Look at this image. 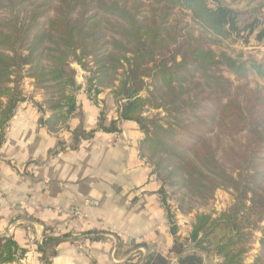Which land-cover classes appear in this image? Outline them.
<instances>
[{
  "label": "trees",
  "instance_id": "obj_1",
  "mask_svg": "<svg viewBox=\"0 0 264 264\" xmlns=\"http://www.w3.org/2000/svg\"><path fill=\"white\" fill-rule=\"evenodd\" d=\"M125 1L137 8L140 2H147L152 15L159 11L164 17L169 9L188 11L194 22L216 36L238 31L237 14L216 0ZM54 2L64 7L72 4L71 14L77 13V8L85 14L91 9L97 13L81 15L77 20L50 19L46 27L38 25L36 20L41 16L37 14L27 23L19 22L18 17L0 21V146L17 105L31 100L23 92L25 79L32 80L34 91L43 92V101L35 106L49 116L41 120V126L54 134L67 127L81 91L76 71L71 68L76 64L89 74L85 94L94 101L101 89H110L118 107L117 121L134 122L142 133L139 156L153 166L151 174L161 182L158 194L173 236L170 254L178 258L176 264H203V256L215 259V264H245L253 250L254 234L260 233L258 256L251 263L258 264L264 256V227H260L264 224V189L256 169L261 160L258 156L264 153V121L260 119L264 98L238 88L250 103L245 113L240 104L218 97L217 93H229L230 83L215 73L220 67L236 79L253 73L264 80V66L246 64L224 53L216 56L198 40L189 44L180 31L155 22L152 27L147 19L139 20L135 12L129 13L118 4L108 6L105 0H48L44 5ZM208 2L215 7L210 8ZM111 20L124 23L115 30L118 39L107 35L113 27L104 28ZM176 46L182 49L179 61L171 57ZM205 87L210 93L200 97ZM111 126L116 132L115 121ZM99 130L103 129L99 126ZM216 132L231 139L247 135L240 151L228 159L233 171L227 172L219 163L218 150L208 139ZM92 133L80 124L72 133L71 149ZM168 185L181 187L204 204L213 199L217 189L230 190L233 204L219 213L197 212L188 237L182 239L165 200ZM98 234L89 233V238L98 241ZM54 241L44 243L47 249L41 250L42 264H51ZM25 253L12 236H0V264H18ZM145 258L144 264H169L158 254Z\"/></svg>",
  "mask_w": 264,
  "mask_h": 264
},
{
  "label": "crops",
  "instance_id": "obj_2",
  "mask_svg": "<svg viewBox=\"0 0 264 264\" xmlns=\"http://www.w3.org/2000/svg\"><path fill=\"white\" fill-rule=\"evenodd\" d=\"M216 1L242 21L264 25V0ZM28 89L33 100L17 105L0 146V236H12L26 251L18 264H42L41 250L50 240L51 264H128L135 248L167 259L173 236L160 184L139 156L138 126L117 121L118 107L113 103L112 110L103 93L95 102L81 90L67 127L49 133L40 124L49 113L35 106L41 94ZM80 124L93 133L72 150ZM89 233L101 239L93 241ZM203 261L216 263L206 256Z\"/></svg>",
  "mask_w": 264,
  "mask_h": 264
},
{
  "label": "rangeland",
  "instance_id": "obj_3",
  "mask_svg": "<svg viewBox=\"0 0 264 264\" xmlns=\"http://www.w3.org/2000/svg\"><path fill=\"white\" fill-rule=\"evenodd\" d=\"M47 1L48 0H0V21L9 20L12 17H18L19 22L27 23L32 15L37 14L41 16L36 20L38 25L46 27V23L50 19H60L64 17L77 20L81 15H86V17H88L89 15L97 13V9H91L89 13L85 14L81 9L77 8V13L71 14L72 4H70L69 7H64L55 2L44 5ZM105 3L108 6L118 4V6L125 8V10L129 13L135 12L139 20L147 19L150 26H152V22H155L154 24H161L165 29L180 31L181 35L184 36V39L187 40L189 44H195V40H198L202 48L212 51L216 56L224 53L227 56L240 62H245L246 64L255 62L264 66V25L256 20L247 19L246 21H242L237 15L236 23L238 25V31H231L226 35L216 36L208 31H205L196 22H194L190 12L179 8L173 10L169 9L167 16L164 17L159 11L152 15L148 3L144 1L140 2L142 4L138 6V8L136 5L126 2L125 0H105ZM208 6L210 8L215 7L211 2H208ZM112 27L113 29L110 30L111 32L107 30V35L114 36L118 39L115 34V30L124 27V23L118 20H111L110 25H104V28L110 29ZM245 27H249L250 29ZM105 41L110 43L109 38ZM182 42L183 39L180 38L179 43ZM107 48H110V44L107 45ZM181 53L182 49L176 46L173 48L171 57L175 56L177 61H179V54ZM168 57L169 55L167 58ZM91 67L92 66L90 64V68ZM71 68L76 71L77 85H79L81 90L85 92V90H87L86 79L89 77V74L82 71L76 64H71ZM220 74L230 83V86L227 87L229 90L228 94L217 93L218 97L223 99V101L226 102L227 99H231L235 104H240L244 112L247 113L250 104L248 97L238 88H246L252 92L254 91L257 95L264 98V80L259 78L257 75L252 73L249 74L246 79H236L228 70L219 67V71H217L215 75L218 76ZM29 85H32V80L25 79L23 82V92L27 98L31 96V100H33L32 98L34 95L27 94L28 92H26L29 90ZM204 91L205 92H203L200 97H204L210 93L208 87H205ZM36 92L41 94L43 101V92ZM102 93L103 96L106 95L109 100L111 99L109 104L113 110L112 104H115V102L112 98L110 89H101L100 94ZM93 95L94 94L92 93L91 96L94 97ZM109 96L111 98H109ZM94 101L96 102L95 97ZM260 116V119L264 121V115L261 114ZM208 139L211 141L212 146L216 147L218 150L217 159L219 163L223 165L227 172L233 171V167L228 159L232 157L233 152H239L240 147L246 143V133L236 135L231 139L216 132L214 135L209 136ZM258 157L261 158V160H258L259 165L256 166L257 171L260 173L258 181L264 189V153L259 154ZM148 166L152 173L153 166ZM153 177L161 186V182L157 180V177L154 174ZM159 199H161L160 195ZM165 200L170 207V212L174 217V222L177 224L178 233H180V237L184 239L187 238L190 233V225L197 212L213 214L226 210L233 204V192L223 188L217 189L214 193L213 199L204 204L203 202L192 198L191 195L181 187L171 188L168 185ZM188 211L191 212L188 213ZM260 227H264V224H261ZM254 235L255 241L253 240V250L246 258L245 264H251L254 257L258 256V239L261 237V234L255 233ZM51 251L52 250H49L48 254H51ZM174 258V255H169L167 257L169 264L174 262ZM146 261L147 259L143 256V250L140 248L133 249L127 260L128 264H144ZM257 263L264 264V256L261 257V260Z\"/></svg>",
  "mask_w": 264,
  "mask_h": 264
}]
</instances>
